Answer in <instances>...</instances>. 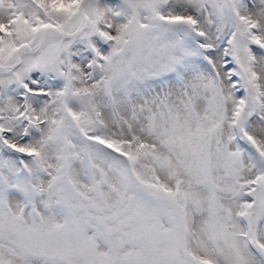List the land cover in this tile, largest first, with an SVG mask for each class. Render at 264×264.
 Masks as SVG:
<instances>
[{
  "label": "snow or ice",
  "instance_id": "1",
  "mask_svg": "<svg viewBox=\"0 0 264 264\" xmlns=\"http://www.w3.org/2000/svg\"><path fill=\"white\" fill-rule=\"evenodd\" d=\"M0 264H264V0H0Z\"/></svg>",
  "mask_w": 264,
  "mask_h": 264
}]
</instances>
